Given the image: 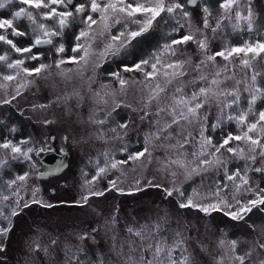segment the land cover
Masks as SVG:
<instances>
[{"label": "rangeland", "instance_id": "374dc122", "mask_svg": "<svg viewBox=\"0 0 264 264\" xmlns=\"http://www.w3.org/2000/svg\"><path fill=\"white\" fill-rule=\"evenodd\" d=\"M140 1L144 7L156 2ZM221 2L200 0L197 6L184 8L190 13L187 20L179 9L173 14L161 12L147 31L124 47H120L121 39L113 41L112 38L138 30L146 20V13L136 12L127 25L115 26L102 21L99 12L91 13L100 24L91 25L88 35L78 40L80 32L86 29L83 18L89 12L86 7L84 13L76 14L75 6L87 5V0H72L68 5L66 10L72 11L73 16L66 18L65 30L59 29L57 18H44L42 14L48 8L37 9L20 0H12L0 8V20L12 19L15 9L24 8L32 12L36 22L33 24L26 16L23 21L13 20L12 28L24 33L20 36H13L12 28L0 29V34H5L17 47L31 48V52L17 53L0 41V55L8 57L7 62L0 61V100L10 101L0 106V145L10 142L21 148L20 153H14L10 147H0V226L8 224L6 218H10L12 225L6 236L0 235V245L4 248L0 251V264H143L144 260L169 264V255L176 264H182L184 257H188L189 264H239L237 256L245 257L244 264L264 262V248L259 246L264 244V204L252 207L243 214V219H233L222 205L205 213L206 216H201L198 208L181 210L178 206L189 196L196 204L216 203L217 195L230 205H237V201L244 204L256 199V192L264 189V172L255 170L264 168V155L259 147L249 153L243 140L230 141L225 148L238 146L244 157L222 148L214 154L220 160L218 164L212 155L213 149L201 145L202 126L204 136L212 145H217L228 133L242 135L246 125L255 122L258 113L264 111V52L255 57L251 52H233L227 60L218 55L214 61L206 60L207 55L220 51L227 55V50L232 48L264 43V6L238 0L232 14L221 18ZM98 3L103 7V2ZM205 6L211 13L207 29L203 25ZM52 7L65 10L63 6ZM249 8L254 21L251 30L243 19L235 18L237 10L246 16ZM218 19L220 28L213 32ZM38 24L60 33L51 36L48 47L32 46L34 38H45L39 29L34 31ZM189 32L194 34V40H206L203 55L193 41L173 45L175 54L164 50L165 44ZM78 43L80 48L73 51ZM61 44L64 51L58 52ZM85 50L87 56H84ZM32 55L37 59H30ZM241 58L247 59L249 66H244ZM17 60L23 63L7 67V63L14 64ZM142 60L156 63L153 75L145 76V72H152L148 65H141L143 71L134 67ZM178 62H182V67H168ZM197 65H200L198 69ZM38 68L40 71H36ZM109 71L118 73L125 83L121 85L113 74L112 81ZM179 72L183 75L174 74ZM253 74L255 81L251 79ZM9 75L13 77L11 87L4 79ZM213 79L218 83L212 84ZM148 80L163 90L168 89L152 102L157 112L150 107V100H136L138 92L149 87ZM102 83L108 86L105 94L99 87ZM201 88L206 89L207 99L199 95ZM255 89L260 92L257 94ZM237 91L240 99L234 103L232 93ZM193 93L198 94L197 100L202 103L196 118L179 119L165 129V122L158 121L155 115L162 117L165 109H174L179 117L181 109L186 107L178 101H188V106H193L197 102L191 100ZM253 94L257 99L243 126L227 119L229 115L247 112ZM25 102L30 105L23 106ZM135 103L136 108H132ZM68 104L74 106L68 107ZM228 104L231 107H226ZM59 111L62 114L57 119ZM74 116L79 118L76 126L71 119ZM218 119L219 127H215ZM161 129L165 130L161 132ZM55 132L57 136L51 141L50 136ZM78 133L82 140L73 148L67 146L71 136ZM249 135L264 144V134ZM185 140L188 142L184 143ZM46 146L68 148L71 154L68 167L49 181L36 175L40 166L35 153ZM145 147L148 150L143 156L130 158L143 152ZM28 148L32 149L28 153L32 158L29 164L21 159ZM250 155H255V161L248 158ZM202 160L212 162L201 164ZM113 163L115 168L111 167ZM100 168H104L103 173L99 172ZM235 171L246 175L248 180L247 185H240L239 191L236 188L239 178L233 183L225 174ZM20 176L25 179H16ZM10 181L15 182L10 184ZM60 181L63 184L57 186ZM50 188L57 189L56 197ZM165 189H171L173 194L167 197ZM176 189L184 195L179 196ZM55 199L63 200L64 204L48 210L43 208ZM22 207L25 214L19 210ZM13 209L16 215H11ZM231 210L235 211L236 207ZM136 232L141 236L135 235ZM232 241L236 242L234 249ZM157 244L162 251L154 259Z\"/></svg>", "mask_w": 264, "mask_h": 264}, {"label": "snow or ice", "instance_id": "6c2138e0", "mask_svg": "<svg viewBox=\"0 0 264 264\" xmlns=\"http://www.w3.org/2000/svg\"><path fill=\"white\" fill-rule=\"evenodd\" d=\"M21 3L26 4V5H30V6H34L35 8L39 9V8H48L49 11L47 13H43L42 15L44 16V18H51V17H55L57 18V24L60 30H63L65 27H67V17H71L73 16V12L72 11H68L66 10L68 5L72 3V0H47V2H45V0H20ZM12 3V0H0V8H4L6 7L7 4ZM104 3V7H101L100 3L97 2V0H87V5L84 3L78 4L75 6V13L76 14H81L84 13L87 7V10L89 12V14L87 16H85L83 18V23H85L86 25V29L82 30L79 34V37L77 38L79 40L80 37H86L88 35V29L91 28V25L96 24L97 20H94L91 13H95V12H99L100 13V19L102 21L107 19V16L105 15L108 11V9H112L113 11H119L121 13H126L127 17H130L132 15H134L136 12H144L147 14L146 16V20L145 22L139 26L138 30L135 31H126V32H122L120 33L119 37H113L112 40L115 41L117 39H121V43H120V47H124L127 44H130L131 41L133 39H135L137 36H140L143 32L147 31V29L151 26L152 22L156 19V17L164 11H167V13L169 14H173L177 9L180 10V14L187 20V18L190 17V13L187 11H184V5L179 3V2H173L171 4H168L167 6H165L164 4V0H156L155 4L153 6L150 7H144L143 5H141L139 3V0H136V7H133L131 4H128L126 6H121L117 9V4L115 3H111L110 0H103ZM120 3L123 4V0H120ZM186 3L189 5H196L198 3V0H186ZM53 5H57V6H63L64 7V11H57L56 7H52ZM233 5H237V0H222V2L219 4V8L222 10V17H227L230 16L232 14V8ZM202 12H203V25L204 28L207 29L210 27L209 24V20L208 17L210 16V12H209V8L207 6L202 8ZM38 15H41L38 13ZM22 16H26L33 24H35V17L33 16L32 12L30 11H26L24 8H21L19 11H16L12 14V19H3L0 20V29H7V28H12L13 25V20L18 19ZM235 18L237 20H241L243 19L246 24H247V28L248 30H251L253 27V13L251 11V9L249 8L247 10V15L246 16H242L241 12L239 10H237L235 12ZM134 23H139L138 21H133ZM177 24L179 25V27H183V25L179 24V21H177ZM220 24H221V20L218 19L216 26L214 28H212V31L215 32L217 29L220 28ZM239 25H234V27H238ZM105 27H107V24H105ZM39 29V31L41 32V34L45 37L44 39H41L39 36L34 38L33 44L32 46H38L41 44H51L52 40H51V36L54 35H58L60 34L59 32H53L50 29H48L44 24H38L36 25V27L34 28V31ZM12 35L13 36H20V35H24V33L22 32H18L15 28H12ZM0 41H3L5 43H7L8 45H10L12 47V49L15 50V52L17 53H24V52H31V48H19L17 47L13 41L11 39H8L7 36L5 34H0ZM189 41H193L197 44V46L199 47V49L201 50V54H204V50L206 49V40L205 39H199V40H194V34L192 32H189L187 35H184L181 39L179 40H172L169 44H165L164 50L165 51H169L171 50L173 54H175V50L172 48L173 45H178V44H183V43H187ZM80 48V44L78 43L76 45V47L73 49V51H77ZM58 52H63L64 51V47L61 44L58 48H57ZM245 53L247 54L248 52L253 53V57L258 56L261 52H264V43L261 42H255V43H251V44H245L244 47H237V48H232L227 50V55L225 54V51H220L218 53H216L215 55H207L206 56V60L207 61H214L215 60V56H220L223 57L225 60L228 59V57L233 53ZM84 56H87V51H84ZM30 59H37V57L35 55H32L29 57ZM83 58V57H82ZM0 61H8V57L7 55H0ZM158 62V61H157ZM23 63V60H17L14 64L13 63H7V67L9 68H14L20 64ZM60 63H63V61L61 60ZM204 61H201V64H203ZM241 63L244 66H249V61L247 59H243L241 58ZM141 65H148L151 69L152 72H145V76H150L153 75L156 72V63H150L148 60H142L140 63H137L134 67L138 70L143 71L144 69L141 67ZM44 65H41V68H43ZM168 67H175V68H180L182 67V62H178L176 65H169ZM200 67V65H197L196 68L198 69ZM126 71H131L132 69H125ZM36 71H40V69H36ZM177 75H183V72H179V73H174ZM113 75H115L117 77V79L119 80L120 84L123 85L125 83V81L120 78L118 73H113ZM217 75H219V73H217ZM13 77L12 76H5L4 79L5 80H11ZM201 79H203V77H201ZM252 81L256 80V75L253 74L251 77ZM212 84H217L218 81L213 79L211 81ZM247 90V89H246ZM162 91V89H161ZM179 91V89L177 90ZM255 92L258 94L260 92L259 89H255ZM197 95L196 93H193L191 100L192 101H197L193 106H188L189 102L188 101H178V103H184L185 107L187 108V112H184L183 110H181V113L179 115V117L176 115L175 110L173 109L171 111V115H172V123H178L179 119H185L188 120L189 117L192 118H196V113L197 110L199 108L202 107V103L199 102L197 100ZM199 95L201 96H205V99H207L206 96V89L201 88L199 90ZM232 95L234 96V103H238L240 96H239V92H234L232 93ZM257 99V95L253 94L251 96V99L249 101V107L247 112H240L239 115L236 116H232L229 115L227 117V119L229 120H235L237 122L238 125L243 126L244 122L246 120V116L248 114V112L252 111V105L256 102ZM4 103H10V101H3ZM226 107H231V104L226 105ZM163 110V109H162ZM205 119H207V117H205ZM261 122H264V111H260L258 113V119L255 122H250L246 125V130L243 131L242 135H237V136H233L231 133L226 134L225 138L222 140V142H220L217 145H212L211 144V140L207 137L204 136V128L203 126L201 127V131H200V138H201V145L202 147L204 145H208L213 149V157L216 160V163H220L219 158L215 157V153L220 152V150L223 148L226 152L229 153H235L236 155H239L240 157H244V153L243 150L240 149L238 146L236 148L233 147H227L225 148L226 145L229 144L230 141L233 140H243L245 142V144L248 145L249 147V153H254L256 148L259 147L262 151H261V155H264V144L260 143V139L259 138H253V136L249 135V133L252 132H257L258 135L259 134H264V124H261ZM220 124V120H217V123L215 125V127H219ZM260 124V127L258 129L257 125ZM121 128L127 127V125H120ZM167 127H170V125L166 124L165 125V129ZM165 129H161L160 131L163 132ZM188 141L185 140L184 143H187ZM0 147L3 148H11V151L14 153H20L21 152V148L17 145H11L10 142H5L4 144L0 145ZM148 149L147 147H145L143 152H139L136 153L134 156H131V159H136L139 156H143L144 152H146ZM32 151L31 148H28L26 151H24L22 153V155L25 158H29L28 157V153H30ZM249 159L255 161L256 157L255 155H250L248 157ZM212 161L210 160H202L201 164H210ZM111 167L115 168L116 164L113 163L111 165ZM257 172H264V168H256L255 169ZM193 171H195V169H193ZM100 173L104 172V168H100L99 169ZM226 177L229 181H232L233 183L236 182V179L239 178V184L236 185L237 191L240 190V185H247L248 184V180H247V176L246 175H241V173L239 171H235L233 172L231 175H228L227 173ZM16 179L18 180H24L25 176H20L17 177ZM15 181H10L9 183H14ZM115 186V184L113 183V187ZM218 190H219V186H218ZM251 191V189H246ZM165 192L168 196H171L173 194L171 189H165ZM176 192L179 196H183V192H181L179 189H176ZM98 194H102V193H98ZM3 199H7V197H3ZM85 199H87L85 197ZM257 204H264V189H260L259 192H256V199L247 201L244 204H240L239 201H237V205H230L228 204L223 198H220L217 195V201L216 203H210L208 205H202V204H196L193 202V198L191 196L186 197L184 199L183 202H181L179 204V207L181 208H198L201 212L204 213H209L210 211H215L218 210L220 208V206L222 205L223 208L226 210V214L227 215H231V217L233 219H243V214L245 212H249L251 211V208L256 206ZM19 206V205H18ZM25 207H27V203L24 205ZM233 207H236L235 211H232L231 209ZM17 211L15 209L12 210L11 215H16ZM0 215H2V213H0ZM8 219V224L4 225V226H0V235H4L6 236L7 233L11 230V220L10 218H6ZM157 228L159 227V225L156 226ZM129 231H132L131 229H129ZM135 235L137 236H141L140 232H136ZM84 237H81V239H83ZM53 245L56 243L55 240H53L51 242ZM182 243V241L177 242ZM235 241L231 242L232 248H235ZM261 248H264V244H260L259 245ZM152 246L149 245V248H151ZM37 248H39V245H37ZM4 248L2 245H0V251H3ZM46 251V249H45ZM162 251V248L160 247L159 244H157L156 248H155V252H154V256L153 258L156 259V257L159 255V253ZM169 253H171L172 249L168 250ZM246 255H250V253H247ZM235 259H237L239 261V264H244L245 261V257L244 256H237L235 257ZM143 264H153L152 260H144ZM157 264H159V261H157ZM169 264H176V261L172 260L171 255H169ZM182 264H189V260L188 257H184ZM261 264H264V262H261Z\"/></svg>", "mask_w": 264, "mask_h": 264}, {"label": "flooded vegetation", "instance_id": "af4514ba", "mask_svg": "<svg viewBox=\"0 0 264 264\" xmlns=\"http://www.w3.org/2000/svg\"><path fill=\"white\" fill-rule=\"evenodd\" d=\"M98 2L100 1V2H103V0H97ZM140 1V0H139ZM199 1L200 0H198V3H199ZM251 2H256V3H259V4H262L263 6H264V0H250ZM110 2L111 3H115V4H117V9L119 8V7H121V6H126V5H128V4H136V0H123V4H121L120 3V0H110ZM141 3H143V1H140ZM173 2H179V3H181V4H183L185 7V9H186V7L187 8H190V7H195V6H197L198 5V3L195 5V6H191V5H189V4H187L186 3V0H164V4H165V6H167L168 4H171V3H173ZM237 2H238V0H237ZM103 7H104V3H103ZM235 7V5H233V8ZM21 8H17V9H15L13 12H12V14L14 13V12H16V11H19ZM106 16H107V19H106V21H108V23L110 24V26L111 25H113V26H115V25H118V24H122V25H127L128 23H129V21H131L132 19H133V15L132 16H130V17H127L126 16V13H121V12H119V11H113L112 9H108V11H107V13H106ZM23 19H24V16H22L20 19L18 18V19H16V20H18V21H23ZM156 20V19H155ZM154 20V21H155ZM101 21V20H100ZM105 21V20H104ZM153 21V22H154ZM156 22V21H155ZM99 24H100V22L98 23L97 22V27L99 26ZM93 26L95 27V24H93ZM112 26V27H113ZM112 27H110V28H112ZM108 35H110V34H108ZM260 55V54H259ZM258 55V56H259ZM112 74H113V71H109L108 72V77L110 78V79H112V81H114L115 80V77H113L112 76ZM137 76H139V74L137 75ZM135 80H138L137 78L135 79ZM101 86H104V87H108L107 85H106V83H102L99 87H101ZM8 87H11V81L10 80H8ZM7 99H9V97H7ZM11 100H14V98L13 99H11ZM3 101H5V99H3V100H0V106L1 105H3L4 104V102ZM30 104L29 103H27V102H25L24 104H23V106H25V107H27V106H29ZM3 117L5 118V116L3 115ZM57 136V133L55 132V133H53L51 136H50V140L51 141H53L54 140V138ZM52 137H53V139H52ZM45 149H47V148H53L55 151H57V152H60V151H67V150H64L63 148H61V147H53V146H46V147H44ZM68 152V151H67ZM69 153V152H68ZM35 155H36V153H35ZM70 156H71V154L69 153V161H70ZM28 157L29 158H25V157H22L21 159L23 160V161H25V162H28V164L30 163V160H32V158H31V155H28ZM35 158H36V156H35ZM36 160H37V158H36ZM37 162H38V160H37ZM38 165L40 166V168H41V165H40V163L38 162ZM62 174V173H61ZM61 174H58V175H54V176H51V177H49V178H47V179H43L44 181H49V180H51V179H54V178H57V177H59ZM63 184V181H60V183H58V184H56L57 186L58 185H62ZM57 189L56 188H50V192L52 193V195L53 196H55L56 197V194H54V192L56 191ZM59 204H64L63 203V200H60V199H55L54 201H52L51 203H45L44 205H43V208H45L46 210H48L49 208H52V207H57V206H59ZM65 204H68V203H66L65 202ZM79 205H77L76 207H78ZM30 207V206H29ZM19 210H21V212L23 213V214H25V212H24V208L22 207V208H20Z\"/></svg>", "mask_w": 264, "mask_h": 264}, {"label": "trees", "instance_id": "16d2710c", "mask_svg": "<svg viewBox=\"0 0 264 264\" xmlns=\"http://www.w3.org/2000/svg\"><path fill=\"white\" fill-rule=\"evenodd\" d=\"M70 63H74V61H72V62H70ZM71 69L72 70H74V67L72 66L71 67ZM167 72H169V77L167 78L168 79V81L170 82V79H171V77H170V70L168 69L167 70ZM137 81V80H136ZM143 80H141V82L140 83H143L142 82ZM148 82H149V80H148ZM144 84V83H143ZM143 84H142V86H143ZM147 84H150L149 85V87L148 88H146V89H144V90H142V92H141V90L138 92V97H137V99L136 100H138V102H140L141 100L143 101L144 100V102H146V101H148V100H150L151 101V103H150V107H153L154 109H155V111L157 112L158 110H157V108L154 106V104L152 103L153 102V100L155 99V98H157V97H160V95L161 94H166L167 92H168V89L167 88H165L164 90H163V88H160L159 86H158V84H156V83H153V82H149V83H147ZM85 85V83H83V84H81V86L80 87H83ZM142 89V88H141ZM161 89H162V91H161ZM103 91H105L104 89H102ZM146 90V91H145ZM105 94V93H104ZM72 106H74V104H68V107H72ZM90 106H92L91 104H90ZM136 106H137V104L135 103V104H132L131 105V107L132 108H136ZM67 107V108H68ZM181 110H183V111H185L186 110V108H182ZM61 112L59 111L58 112V115H57V119H59L60 117H61ZM155 118H157V120L158 121H161V122H165V125L166 124H172V115H171V110L170 109H165L164 110V112H163V115H162V117H160V116H158V115H155ZM72 120H73V124L76 126L77 125V123H78V121H79V118L77 117V116H74V117H72L71 118ZM58 122V124H60L61 122L59 121V120H57ZM64 121V120H63ZM192 121V120H191ZM64 123V122H63ZM135 123V122H134ZM136 129H137V127H136ZM64 139H65V136H64ZM82 140V138H80V134L78 133V134H75V135H72L71 136V140H69V143L67 144V146H70L71 148H73V147H75V144L76 143H79V141H81ZM67 150H68V148H67ZM167 195V194H166ZM167 197H168V195H167ZM179 206V205H178ZM179 209H183V208H181V207H179ZM200 214H201V216H206L205 215V213H203V212H200Z\"/></svg>", "mask_w": 264, "mask_h": 264}, {"label": "water", "instance_id": "95a60500", "mask_svg": "<svg viewBox=\"0 0 264 264\" xmlns=\"http://www.w3.org/2000/svg\"><path fill=\"white\" fill-rule=\"evenodd\" d=\"M66 28L67 27H65L63 30H65ZM50 45L51 44H41L38 46L48 47ZM36 157L41 165V170L37 173L38 178H48L54 175L61 174L69 165V153L63 150L57 152L53 148H39L36 151Z\"/></svg>", "mask_w": 264, "mask_h": 264}]
</instances>
